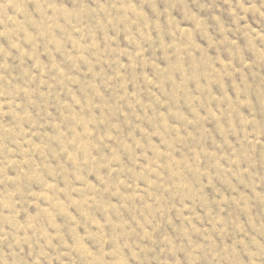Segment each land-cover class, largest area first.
Listing matches in <instances>:
<instances>
[{"label": "rangeland", "instance_id": "rangeland-1", "mask_svg": "<svg viewBox=\"0 0 264 264\" xmlns=\"http://www.w3.org/2000/svg\"><path fill=\"white\" fill-rule=\"evenodd\" d=\"M0 264H264V0H0Z\"/></svg>", "mask_w": 264, "mask_h": 264}]
</instances>
